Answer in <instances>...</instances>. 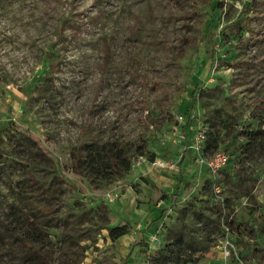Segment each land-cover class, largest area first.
Listing matches in <instances>:
<instances>
[{"label":"rangeland","instance_id":"rangeland-1","mask_svg":"<svg viewBox=\"0 0 264 264\" xmlns=\"http://www.w3.org/2000/svg\"><path fill=\"white\" fill-rule=\"evenodd\" d=\"M261 11L258 0H0V264H151L165 247L219 264L224 237L230 264H264ZM185 127L204 142L218 133L203 162ZM110 142L131 167L101 178L84 146ZM217 152L230 161L212 173ZM141 203L151 219L127 221Z\"/></svg>","mask_w":264,"mask_h":264},{"label":"trees","instance_id":"trees-1","mask_svg":"<svg viewBox=\"0 0 264 264\" xmlns=\"http://www.w3.org/2000/svg\"><path fill=\"white\" fill-rule=\"evenodd\" d=\"M258 1L261 4L262 8H264V0H258ZM251 6L252 4L249 5V9L247 8V13L249 11H252L250 8ZM261 15H264V11H261ZM195 92H196V89H194L191 92L192 98L195 97ZM191 106L192 104L189 105L185 113H188ZM260 126H264V121L260 123ZM260 126L257 129H255L256 131L254 132H257V133L264 132V130L260 129ZM210 129H211V132L209 133L210 135L207 137V139L204 142V146H206V150L217 149L219 146V139L217 136L218 133L214 131V127H211ZM84 150L86 152V158L88 160L86 163V165H88V167L86 166L87 170H89L90 172H93L94 174H96L97 176L101 178H110L112 176L113 177L123 176L130 170L131 158L128 156V150L125 148V146L118 144L117 142L105 143L103 145H100L99 147L95 143H89L84 146ZM145 152H146V145L144 146L138 145L134 149V154L139 157L144 156ZM149 160H153V156H151ZM75 163L79 165L80 161L76 160ZM178 176L179 177H177V182H178V185H180L185 178V175L182 173V169L179 170ZM7 189L8 191L12 192L9 186L7 187ZM17 194L18 193H16L14 197L18 199V197H16ZM176 198H177L176 194H174L172 197V200H176ZM161 199L165 201L170 200L169 197H167L166 195H161ZM161 216L162 215H159L158 218L154 219L153 221L160 220ZM259 219L262 221L261 224H264V216H261ZM26 223H28L27 225L29 226V230H31L30 235L37 242V240L41 238L39 235L40 233H39L38 227L36 226V224L33 223L32 220L27 219V218H26ZM229 225L231 226V223ZM130 230H131V226L127 222L120 224V225H115L108 229V237L112 241H115L119 239L120 237L128 234ZM143 240H144V237H142L134 245L137 247H140L141 244L143 243ZM176 261L182 262L181 264H195L194 261L180 257V255L178 253L173 252L170 249V247H165L161 251H158V254L153 257L151 264H172V263L179 264ZM20 264H46V260L44 256L40 257L37 254H32V255H29L26 258V260H24Z\"/></svg>","mask_w":264,"mask_h":264},{"label":"built area","instance_id":"built-area-1","mask_svg":"<svg viewBox=\"0 0 264 264\" xmlns=\"http://www.w3.org/2000/svg\"><path fill=\"white\" fill-rule=\"evenodd\" d=\"M192 113L188 112L186 114H181L177 117L179 124H184L188 121V119L192 118ZM192 143L189 145L190 149L194 152L195 156L198 157L200 162H203V158L201 157L204 146V134L202 131H197L195 135L192 136ZM229 162V156L223 152L215 153L210 159L206 161V167L212 173H217L223 167H225ZM224 235L228 236L230 233V229L228 226L223 227ZM219 252L220 263L219 264H230L232 259V250L233 245L229 241L228 237H224L221 239L215 247ZM236 259H238L236 257Z\"/></svg>","mask_w":264,"mask_h":264},{"label":"crops","instance_id":"crops-1","mask_svg":"<svg viewBox=\"0 0 264 264\" xmlns=\"http://www.w3.org/2000/svg\"><path fill=\"white\" fill-rule=\"evenodd\" d=\"M185 129H186V127L184 128V132L186 134H190V139H191L192 132L190 133V131H187V130L185 131ZM189 143L190 142H188L186 146H188V148L190 149V147H189L190 144ZM187 151H188V149H187ZM140 205H141L140 207L139 206L138 207H134L135 209H133V210H131L132 209V204L127 206V209L130 210L129 211V216L126 217L127 221H136L137 220V222H140V223L143 224V222H145L147 219H151L152 215L150 213L146 214V207H145L146 204L145 203H141ZM138 214H140L141 218H139L137 216L136 217L133 216V215H138ZM148 223H150V222L145 223V225H147ZM145 225H143V226H145ZM147 226L146 227H142V228L143 229L147 228ZM148 227H150V225ZM141 235H142V237L146 236L145 232H142Z\"/></svg>","mask_w":264,"mask_h":264}]
</instances>
